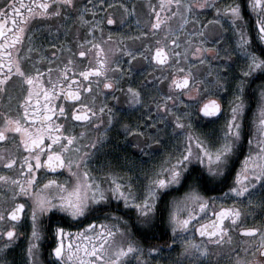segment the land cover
Here are the masks:
<instances>
[{"label":"snow or ice","instance_id":"obj_1","mask_svg":"<svg viewBox=\"0 0 264 264\" xmlns=\"http://www.w3.org/2000/svg\"><path fill=\"white\" fill-rule=\"evenodd\" d=\"M90 2L91 0H89ZM216 2L217 0H211V3H208L205 0L194 7L191 2L182 4V0H168L167 5L162 0L160 7L165 9L169 8L171 4H175L177 11L172 13V17L181 16L179 28L185 26L186 17L192 15L195 10L206 8H215L219 19L213 21L214 23L221 24L224 21L229 25L235 40L232 48L235 60L229 57L228 65L231 66L236 61H241V63L239 65L240 72L237 74L239 79L235 81L234 86L228 85L232 88L233 94L229 100L227 119L221 127L220 135L209 143L188 132L185 150L180 152L176 158L168 156L159 166L145 171L143 177L147 182L137 184L135 187L130 182L131 177L129 182L122 183L120 177L111 172H106L102 178L91 175L86 168L89 153H84L80 159H73L68 155L73 150L79 155V147L73 149L72 146L77 144L79 137H83L85 133L81 132L79 137L71 134L66 135V125L58 122L60 118H67L66 108L59 101V97L63 96L66 101L76 102L77 107L72 110L74 121L91 124L92 120H96L97 124L93 125V128H104L105 131L99 132L92 141L93 151L98 144L105 140V133L109 130V125L114 127L116 123H119L120 118L112 108L103 102L96 110L95 97L92 98L91 106L87 102L81 104L79 101L83 99L82 93L93 91V82L89 79L93 74L97 77L95 81L97 92L104 94L103 89L114 88L116 78L109 77L108 66L114 64L116 67L112 71H122L119 69L117 61L115 59L109 61L107 56L101 58L103 49L99 43H94L88 51L96 50V66L85 68L84 71L79 72V78L71 57L68 58L64 67L59 69L56 79L51 76L53 71L51 68L41 71L39 66H35L34 73L26 74L21 67L18 55L20 49L17 45L22 41L29 22L36 17L59 16L64 9L75 8V0H7L3 6H0V94L7 90L6 82L13 75L25 78L29 86L34 84L39 86L36 99H33V89L29 87L28 95L20 101V105L24 108L22 118L13 120L8 117L5 124L0 126V141L6 140V132L9 130L13 133H21L23 148L28 152V155L22 159L18 157L6 158L0 155V161L7 160L5 167H13L16 159H20L22 169L16 178L0 174V182L3 183V187L12 192L10 199L18 200L23 197L31 200L32 231L27 249L30 264H41L38 258L40 246L43 243L39 225L41 216L45 213L59 211L67 213L72 218H78L85 216L93 207L100 206L102 202L111 200H115L118 204L122 202L127 210L134 208L138 219L149 226L156 219H163L167 213L168 224L171 226L173 234L168 250L171 251V248L175 247L178 237H187L180 241L182 252L176 258V264H183L184 259L190 260L191 264H219L218 259L213 260L212 257H219L221 253H214L213 248H223L228 245L229 253L235 251L230 247L232 243L231 231L242 223V218L246 219L247 217V213L236 205V200L242 199L245 195L250 196L257 185L264 187V84L259 86L256 97L257 108L254 110L251 120L252 135L248 137L249 152L241 161L240 168L236 170L232 186L218 196L205 197L200 194L195 185L224 181L238 157V149L241 146L242 134L247 123V110L252 103L251 99H246L247 89L251 87L253 80L264 76V0H246L249 20H245L242 5L236 0H231L222 8L216 7ZM153 10L155 11V9ZM88 11H92V8L80 9L81 14L78 19L83 25L91 23L84 16V13ZM93 15H95L94 11ZM156 17V21L151 25L153 31L162 27L159 11H156ZM253 17L254 26L250 22ZM124 22L122 19L121 23ZM107 23L112 25L115 21L109 17ZM96 27L97 24L92 23L88 32L92 33ZM227 31L226 29L225 32ZM176 32L178 29L169 28L168 32H165V40L163 42L156 41L157 47L154 51H152L151 45H145L146 51L138 54L149 59L150 53V59L156 61L159 66L171 65L173 58L179 63L181 56L187 60L191 50V37L183 53L170 51V48L179 47L177 40L167 39L169 33ZM143 35L147 36V33H143ZM196 35H203V32L192 33V36ZM29 39L31 40V37ZM89 43L91 41L84 40L80 42L79 46L83 47ZM203 43V40L199 41L200 45ZM14 49L17 53L16 56L13 55ZM34 50L30 43L28 52L31 53ZM207 51L211 50L197 46L191 55L199 63H204ZM78 55L83 58L86 57L87 52L80 51ZM70 68H72L71 75L69 74ZM175 71L184 73V75L173 76L170 79L169 91L187 92L195 85L197 92H200L201 82L195 80L191 66L186 72L183 68L175 69ZM45 72L48 73L46 82L43 79ZM207 76L211 77L212 72L207 73ZM100 78L104 81L103 89L100 88ZM85 81L87 87H84ZM202 83L206 92H224L225 82L219 77L214 81L205 79ZM73 88L76 90L73 91ZM41 91L42 97H40ZM127 91L129 105L138 107L143 103L140 91L131 87ZM172 99L171 95L163 97V102L157 106L163 109V112H158V115L163 116L165 113L172 112L175 104L172 106L167 104V101ZM198 99L199 97L194 98L193 102ZM105 112H107V123L103 119ZM199 113L205 119H218L219 114L224 113V108L218 99L209 98L201 105ZM173 115V132L178 134V130L183 131L186 125L182 116ZM188 115L189 113L184 114V116ZM21 119H25V122L32 127L22 126ZM37 122L39 127H35ZM121 127L127 133L130 125H121ZM132 131L137 133L138 128H133ZM138 134L142 135L143 133L139 132ZM65 141L67 142L65 143ZM193 142L196 145L195 152L193 151ZM57 148L59 151L54 150ZM45 153L47 154L46 158H44ZM144 158L147 159V155ZM194 158L204 166L201 172L195 174L190 167ZM33 160L34 164L31 162ZM82 166H84L83 169ZM41 168L51 169L53 172L57 169L67 168L71 176L75 178L74 182L59 183L55 179H50L37 188V170ZM204 169H206L207 175H204ZM185 181H189L188 191L182 197H174L171 201L164 199L168 192L178 190L177 186L183 187ZM105 182H108V187H104ZM229 198H234L233 204L230 206L216 203ZM252 203L253 201L250 199L249 205ZM260 206L264 207V202ZM25 212H27V205L23 202L15 203L10 211L0 207V252H6L14 243L18 235L17 226L22 223ZM209 214L211 219L194 227L198 219ZM113 215L116 219H122ZM6 217L10 218L8 222L11 226L5 231ZM228 221H231L230 225ZM239 231L248 236L259 237L258 245L251 246L253 261H249L248 264H264V229L241 227ZM86 232L93 234L86 235ZM117 233L124 235V230L117 225L109 226L104 223H101L97 230L95 221L75 233L58 227L55 230L54 247L49 253L53 257L51 264H133L130 257L135 258L134 264H151L153 255H161L162 247L160 245L148 248L147 256H145V249L132 240L127 241L126 247L122 243L120 246L110 249L109 245ZM195 233L199 234V238H194ZM244 251L249 252V249H244ZM257 256H259L258 260L255 259ZM0 264H8V262L0 258ZM236 264H245V261L238 258Z\"/></svg>","mask_w":264,"mask_h":264},{"label":"flooded vegetation","instance_id":"obj_2","mask_svg":"<svg viewBox=\"0 0 264 264\" xmlns=\"http://www.w3.org/2000/svg\"><path fill=\"white\" fill-rule=\"evenodd\" d=\"M6 2L7 0H0V6H3ZM163 2L166 5L168 4V0H163ZM189 2L195 7L196 4L205 2V0H182V4ZM207 2L211 3V0H207ZM229 2L231 0H217L216 7L222 8ZM236 2L241 3L245 20H249L246 0H236ZM161 3L162 0H91L90 3L89 0H75L76 7L64 9L59 16L36 17L34 20H31L26 27V33L22 41L17 45L20 49L18 55L21 67L26 74L34 73L35 66H39L41 71L48 68L53 69L51 76L53 79H56L59 75V69L63 68L68 58L71 57L77 77L79 78V72L84 71L85 68L96 66V50L88 51L94 43H99L103 49L101 58L107 56L109 61L115 59L119 65V69H122V71H112L116 65L109 64V77H115L116 80L113 89H103L104 81L100 78V88L103 89L104 94L96 91L95 81L97 77L95 74L90 76L89 79L93 82V91L91 93H82L83 99L79 101L81 104L87 102L91 106L92 98L95 97L96 110L100 108L101 102H103L109 108H112L120 118L119 123H116L114 127L109 125V130L105 133V140L101 144H98L94 151L92 141L98 136L99 132L105 131L104 128L94 129L93 125L97 124L96 120H92L91 124L74 121L72 110L76 109V102L71 100L66 101L63 96L59 97L60 103L64 104L67 111V118H60L58 121L66 125L65 134L79 137L81 132L85 133L83 137H79L77 144L72 146L73 149L79 147V155L74 150L70 151L68 155L73 159H80V156L84 153H89L86 162L95 168L97 178H102L106 172H114V175L120 177V182H129V179H126L127 176L131 177V183L147 182L143 177V173L146 170H144L145 164L141 162V159L147 154L146 152H142L149 151V139L147 136H142L143 134H138L139 132L144 133L143 130L145 129L141 126V123L136 122L139 119L138 115L142 111L138 108L131 110L132 106L128 103L129 95L127 90L129 87L141 92L143 103L157 99L161 101L165 95L174 94L175 97H182L188 100L191 110L192 101L196 97H199L195 102L197 103V107L205 99L216 98L222 104L224 113L220 114L218 119L207 120L201 118L209 124L220 122L225 114L228 113L225 111L227 108L225 103L231 99L233 94L232 88L228 85L234 86L235 81L239 79L237 74L240 72L239 65L241 63V61H236L231 66L228 65L229 57L235 60V53L232 52L235 40L229 25L224 21L221 24L214 23L213 21L219 19L215 8H206L195 10L192 15L186 17L187 23L185 26L179 28L181 16L172 17V13L177 11L175 4H171L169 8L161 9ZM85 7L92 8V11L84 13L85 19L91 22L88 25L81 24L78 19L81 14L80 9ZM93 11L95 15H93ZM156 11L160 12L162 27L153 31L151 25L156 21ZM109 17L115 21L114 24L109 25L107 23ZM122 19L125 21L124 23H121ZM250 22L254 26V17ZM92 23H96L97 27L93 29L92 33H89L88 28L92 27ZM169 28L178 29V32L169 33L167 39H175L179 44L178 48H170V51L183 53L191 37V50L188 53L187 60L181 56L179 63L173 58L171 65L159 66L156 61L150 59V53L149 59H145L143 55L138 54L146 51L145 45H151V49L154 51L155 47H157L156 41L163 42L165 40V32H168ZM226 29L228 30L227 32H225ZM194 32H203V35L192 36ZM143 33H147V36H144ZM30 37L31 40L29 39ZM84 40L91 41V43L80 47V42ZM201 40L204 41L202 45L199 44ZM217 42L220 43L218 44ZM30 43L35 49L31 53L28 52ZM197 46L211 50L205 53L206 59L204 63H199L191 55V52L195 51ZM80 51H86V57H79L78 53ZM13 55H17L15 49L13 50ZM210 65L211 67H209ZM189 66H191L192 75L197 82H201V86L205 79L212 81L217 77L222 79L225 82L224 92H212L209 95L201 96V91L198 93L195 85L189 88L187 92L179 90L169 91L168 85L170 79L173 76L184 75V73H177L175 69L183 68L186 72ZM13 72L15 73L14 68ZM71 72L72 68L69 69L70 75ZM209 72H212L211 77L207 76ZM43 79L45 82L47 81V72L44 73ZM262 84H264V76L253 80L251 87L247 89L246 99H251L252 103L247 110V123L242 134L241 146L238 149V157L231 168V172L222 182H207L206 188L198 187L196 184L195 186L201 195L205 197L218 196L232 186L235 172L240 168L241 161L249 152L248 137L252 135L251 120L253 112L257 108L256 97L259 92V86ZM29 87L33 89V99H36L39 86L35 84L29 86L25 78L13 75L6 82L7 90L0 94V126L5 124V120L8 117H11L13 120L22 118L24 108L20 105V101L24 100L28 95ZM84 87H87L86 81L84 82ZM72 90L75 91L76 89L73 88ZM158 93L159 95H157ZM42 95L41 91L40 97ZM170 101L173 102L174 99ZM41 102L43 103V101ZM133 111H135V115L132 114ZM103 119L107 123V112H105ZM21 125L32 127L25 122V119H21ZM121 125H130L127 133ZM35 127H39L38 122ZM133 128H138V132L133 133ZM21 135V133L7 131L6 140L0 141V155L6 158L18 157L21 159L25 155H28V152L23 148ZM154 145H156L155 142ZM253 148H255V145H253ZM158 149L159 145L155 151L156 153ZM54 150L59 151V148ZM46 156L47 154L45 153L44 158ZM128 159H130L133 165L130 170L128 169L129 173L126 174L125 169H118L116 166L118 164L123 166L124 160L127 162ZM31 162L35 163L34 160ZM6 163V159L0 161V174L16 178L22 171L20 159H16L15 165L11 168L5 167ZM134 168L136 169L135 175H132ZM73 170L75 171V168ZM204 175H207V172ZM37 176V188L50 179H55L60 183L74 181V177L71 176L67 168L57 169L55 172L51 169L41 168L37 170ZM104 187H108V182L104 183ZM183 187L178 186V190L168 192L164 199L171 201L174 197H182L188 191L180 190ZM140 191L142 192L143 189L141 188ZM11 196L12 192L3 187V183L0 182V207L10 211L15 203L23 202L27 205V212L23 215L22 223L17 226V238L6 252H0V258L6 260L8 264H27V259L23 258L25 259L23 260L21 258L20 250L23 243L28 240L26 236L28 227L26 226H30L31 224V200L23 197L18 200H12L10 199ZM233 199L229 198L222 202L217 201L216 203L218 205L223 203L225 206H230L233 204ZM250 199L253 201L251 205H249ZM262 202H264V187L259 185H257L255 191L250 196L245 195L242 199L236 200V205L247 213V217L246 219L242 218V223L231 231L232 243L230 247L235 249V251L229 253L228 245L223 248H213L212 251L214 253H221L219 257L213 256V260L218 259L219 264H236L238 258L245 261V264L253 261L251 246L253 244L258 245L259 237L248 236L240 232L239 228L258 227L264 229V207L260 206ZM113 214H115V217H121L122 219L114 218ZM211 218L209 214L198 219L194 227H198ZM9 220L10 218L6 217L4 222L5 231L11 226L8 222ZM93 221L96 223L97 230L101 223L109 226L117 225L120 229L124 230V235L119 233L115 235L109 245L110 249L118 247L122 243L126 247L127 241L132 240L145 249L144 255L147 256L146 250L148 248L160 245L162 247L161 255H153L151 264H176V258L182 252L180 241L187 238L178 237L175 247H172L171 251H169L168 247L173 234L171 226L168 224L167 213H165L163 219H156L149 226L138 219L134 208L127 210L122 202L118 204L115 200H111L110 202L105 201L100 206L93 207L85 216L78 218H72L67 213H60L59 211L45 213L41 216L39 225L42 226L43 243L40 246L38 257L41 264H51L53 260V257L49 253L55 243L46 232L47 226H78L79 230L85 228ZM228 224L230 225L231 221H228ZM87 234L92 235L93 233ZM194 238H199V234L195 233ZM244 249H249V252H245ZM25 253H27L26 250ZM130 259L133 260L134 264L135 258L130 257ZM255 259L258 260L259 256ZM183 264H191V261L184 259Z\"/></svg>","mask_w":264,"mask_h":264},{"label":"rangeland","instance_id":"obj_3","mask_svg":"<svg viewBox=\"0 0 264 264\" xmlns=\"http://www.w3.org/2000/svg\"><path fill=\"white\" fill-rule=\"evenodd\" d=\"M200 91H201L200 93L201 96H204L206 94L209 95L212 93V92L205 91V87L203 86V83H202ZM157 95H159V93ZM171 96L173 97L174 101L172 102L169 100L167 101V104L169 106H172L173 104H175V107L173 108L172 112L165 113L163 116L157 114L158 112H163V109H160L157 107L158 104L163 102V99H161V101L157 99L151 102L149 101L144 102L143 104H140L138 107L135 105H131L132 106L131 110H135L137 108L141 109L142 113L138 115L139 119H137L136 122L141 123V126L145 128L143 130L144 133L142 136L144 137L147 136L149 139V143H148L149 151L142 152V153L146 152L147 154H145V156L147 155L148 158L141 159V162L145 164L144 170L146 171L151 170L154 166H159V164L166 157L172 156L173 158H176L180 152L184 151L185 144H187V133L188 132H191L194 137H198L200 140L207 141L210 143L212 140L216 139L220 135L221 127L224 125V122L227 119L228 113L225 114V116L220 122H217L215 124L206 123L196 113L197 103L192 101V110H191V105L188 102V100H185L182 97H177V96L175 97L174 94H171ZM225 106L227 107L225 111L228 112L229 101L225 103ZM185 113H189V115L184 116ZM132 114L135 115V111H133ZM173 114L182 116L183 122L186 125L183 131L178 130V134H174L173 132V128H174V115ZM188 125H190V127H188ZM154 142L156 145H154ZM158 145H159V149L156 153L155 151ZM195 150H196V145H195V142H193V151L195 152ZM130 164H131L130 159H128L127 162H125L124 160L123 166L118 164L116 168L122 169V170L125 169L126 174H127L129 173V170L131 169L133 165V164L131 165ZM194 166L200 169L204 168V166L200 165L198 161L195 160V158L193 159L190 167L193 168ZM86 168L90 172L91 175L97 177L95 173V168H93L87 162H86ZM135 170L136 169L134 168L132 175H135ZM205 172H207L206 169H204V173ZM126 179H129V177L127 176ZM122 183L124 182L122 181ZM132 184L135 187L137 184H142V183L133 182ZM186 190H188V186ZM26 227H28V230L26 231V236L28 240L23 243V246L21 247V250H20V256L22 259L23 258L27 259L28 261L27 264H29V258H28L27 253H25V250L27 251L28 249L29 236L31 234L32 228H31V224L30 226H26ZM41 229H42V226H40V231L42 233Z\"/></svg>","mask_w":264,"mask_h":264},{"label":"trees","instance_id":"obj_4","mask_svg":"<svg viewBox=\"0 0 264 264\" xmlns=\"http://www.w3.org/2000/svg\"><path fill=\"white\" fill-rule=\"evenodd\" d=\"M192 171H193V174H195V173L201 172V169L198 168V167H195V168L193 167L192 168ZM190 179H191V177H190ZM188 183H189V181H186L185 184H184L185 186L183 188H181L180 190H186L187 189V186H188ZM207 185H208V183H197V186L198 187H201V188L202 187L206 188ZM58 227H63L64 229L70 230L73 233L77 232L78 231V228H79L78 226H61V225H58V226H47L46 232L49 234V237L51 239H53L54 243H55V239H56L55 230Z\"/></svg>","mask_w":264,"mask_h":264},{"label":"water","instance_id":"obj_5","mask_svg":"<svg viewBox=\"0 0 264 264\" xmlns=\"http://www.w3.org/2000/svg\"><path fill=\"white\" fill-rule=\"evenodd\" d=\"M205 100H207V99H205ZM205 100H203V101L198 105V107H197V114H198V116H199L200 118H202V119H205V118H203L202 114L199 113V108H200L201 105L205 102ZM219 116H220V114H219ZM207 120H209V119H207Z\"/></svg>","mask_w":264,"mask_h":264}]
</instances>
